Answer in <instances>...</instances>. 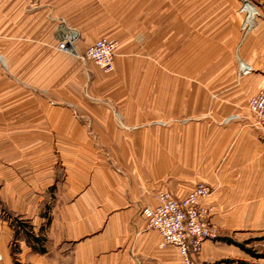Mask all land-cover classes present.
<instances>
[{
	"label": "crops",
	"instance_id": "obj_1",
	"mask_svg": "<svg viewBox=\"0 0 264 264\" xmlns=\"http://www.w3.org/2000/svg\"><path fill=\"white\" fill-rule=\"evenodd\" d=\"M203 1L200 27L188 0L187 11L160 12L150 34L148 20L141 32L126 27L113 0H0L2 186L46 238L36 251L0 218V264L14 254L20 264H184L142 209L198 181L213 188L220 237L205 241L197 264H250L229 240L252 250L262 238L263 248V134L252 114L222 120L264 88V0H254L261 15L246 38L239 0ZM60 16L82 31L78 53L119 40L115 69L59 51Z\"/></svg>",
	"mask_w": 264,
	"mask_h": 264
},
{
	"label": "built area",
	"instance_id": "obj_2",
	"mask_svg": "<svg viewBox=\"0 0 264 264\" xmlns=\"http://www.w3.org/2000/svg\"><path fill=\"white\" fill-rule=\"evenodd\" d=\"M241 5L240 13L243 14L244 19L241 29L246 38L256 28L261 12L252 0H241ZM56 37L60 51L76 53V44L80 36L75 28H70L63 21ZM118 46L119 40L103 37L90 44L79 56L92 59L103 70L110 72L115 69ZM239 63L241 74H248L251 70L249 63L242 59H239ZM247 105L255 120V126L263 134L264 140V88L252 96ZM236 117L239 115L232 116V118ZM229 119L231 118L225 121H230ZM212 191L210 185L198 181L189 195L177 198L168 190L157 192V204H147L142 209L148 227L158 230L164 238L161 246L165 247L168 244L176 246L184 264H197V258L202 253L205 241L220 237V228L211 219L215 207L208 203ZM2 260L0 251V262Z\"/></svg>",
	"mask_w": 264,
	"mask_h": 264
},
{
	"label": "rangeland",
	"instance_id": "obj_3",
	"mask_svg": "<svg viewBox=\"0 0 264 264\" xmlns=\"http://www.w3.org/2000/svg\"><path fill=\"white\" fill-rule=\"evenodd\" d=\"M209 1H212V0H209ZM239 1H240V5H241V0H239ZM113 2L116 3V9L118 10L119 17L125 21L124 23H125L126 27H128L130 30L133 29L135 31L141 32L140 29H141L142 25H146V23L149 22L147 24H149L150 34L153 33L154 31H156L157 23H158L156 21V18H157L156 16L158 14H160V12H165V13L168 12V13L172 14L174 11H178V10L187 11L188 10V7H187L188 0H113ZM252 2L260 10L256 1L252 0ZM203 3H204L203 0H196V6L198 7L197 11H201L205 8ZM212 3H216V0L212 1L210 4H212ZM241 6H240V8H241ZM199 14L203 15L204 13H203V11L198 13L197 21H198L199 27H200L202 22H204V19L202 16H199ZM63 21L70 28H72V29L75 28L79 32V36H80V40H81V38H82L81 29L75 25L74 26L71 25L69 23L68 19L65 18L64 16L54 18V22L58 25L56 32H55V36H56V33L59 30L61 23ZM166 21H168V19H166L165 22ZM258 23H259V20H258ZM258 23H257V25H258ZM199 31L202 32L203 29L199 30ZM56 40H57V38H56ZM79 41L77 43H79ZM57 49H58V44H57ZM184 50H185V47H184ZM76 53H75L76 55H79V54L82 55L83 54V53L82 54L78 53V51H76ZM190 53H191L190 51L187 53V55L185 53V58H190ZM83 59H85V58H83ZM86 60H88V59H86ZM5 65L6 64H5L4 58H3V56L0 55V71H2L4 69ZM251 114L252 113H249L248 108H245L243 112H241L239 114H235V115H239V117L248 118V117H250ZM235 115H232V116H235ZM0 116H2L1 113H0ZM232 116L231 117H225L222 120V122H227V121H225V119H227V118H231V119L238 118V117L232 118ZM252 118H253V116H252ZM231 119H229V120H231ZM16 130L17 129L14 128L13 131L15 132ZM5 132H6V129L3 127V121L1 120L0 121V218L5 219L8 222H10L9 225L12 228H14L16 234L21 233L22 236H25L26 240L33 243L34 238L31 237L30 235L26 234L27 230H25V228H30V231H32V233L35 236H38V235L42 234L41 232L45 229V227L41 226L37 232L36 228L34 227L32 222L28 218H25L24 216L16 214V212L10 207V204H9L10 201L8 200L9 193L3 191L2 184L7 182V177H8L7 176L8 175L7 165L10 164L9 163L10 161L6 160V157L2 156V154H1L2 152L5 151V148L7 145V142H4ZM49 208H50V205L46 203L45 205H43V207H41V210H40V212L46 216V219L48 218V215H49V213H48ZM46 223H47V221H45L44 224H46ZM261 239L262 238L254 239L255 240L254 243L257 244V247L252 249L253 252L258 253L259 256H256L255 254L250 255L246 252V254H247L246 258L248 260L247 263L264 264V257L260 256V255L264 254V247L262 248L260 246ZM34 243H36V242H34ZM14 247L16 248L15 251H17V248H18L17 245H15ZM12 257H13V259H12L13 264H20V261H19L18 257H16L15 254L12 255Z\"/></svg>",
	"mask_w": 264,
	"mask_h": 264
},
{
	"label": "trees",
	"instance_id": "obj_4",
	"mask_svg": "<svg viewBox=\"0 0 264 264\" xmlns=\"http://www.w3.org/2000/svg\"><path fill=\"white\" fill-rule=\"evenodd\" d=\"M26 231V234L27 235H30L31 237L34 238V242H36V245L34 246V250L36 251H41V252H45L46 251V248L44 246L45 244V240L46 238L43 236V235H38V236H35L32 231H30V228H25ZM229 242H232L234 244H236L237 246H241L243 249H246L247 251H249L251 254H255L256 256H259L258 253H255L253 252V250L247 248L244 244L242 243H237V242H234V241H231L229 240ZM260 256H263L264 257V254L260 255Z\"/></svg>",
	"mask_w": 264,
	"mask_h": 264
}]
</instances>
